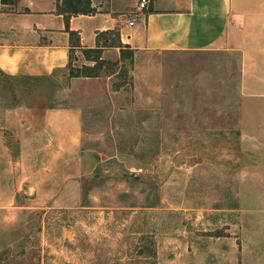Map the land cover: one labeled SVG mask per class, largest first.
I'll return each mask as SVG.
<instances>
[{
	"label": "rangeland",
	"instance_id": "rangeland-1",
	"mask_svg": "<svg viewBox=\"0 0 264 264\" xmlns=\"http://www.w3.org/2000/svg\"><path fill=\"white\" fill-rule=\"evenodd\" d=\"M100 44L98 63L0 72V264H259L264 98L240 54Z\"/></svg>",
	"mask_w": 264,
	"mask_h": 264
},
{
	"label": "crops",
	"instance_id": "crops-1",
	"mask_svg": "<svg viewBox=\"0 0 264 264\" xmlns=\"http://www.w3.org/2000/svg\"><path fill=\"white\" fill-rule=\"evenodd\" d=\"M60 1L21 0L25 10L17 11L15 2L0 0V69L6 74L40 76L65 69L71 31L81 44L76 52L97 47L103 33L115 31L136 60L144 51L238 52L244 93L264 98V0H149L142 9L140 0L125 8L121 0H108L106 9L90 0L93 11L83 13L60 10ZM113 48L120 54L119 44Z\"/></svg>",
	"mask_w": 264,
	"mask_h": 264
},
{
	"label": "trees",
	"instance_id": "trees-1",
	"mask_svg": "<svg viewBox=\"0 0 264 264\" xmlns=\"http://www.w3.org/2000/svg\"><path fill=\"white\" fill-rule=\"evenodd\" d=\"M8 0H2L3 3H6ZM93 11V8H90L89 11H81L82 13L83 12H91ZM80 11H74L72 13H79ZM113 31H107L105 33H103V35H106V34H109V33H112ZM115 32V31H114ZM71 34V48H70V62L68 64V67L70 68L72 65H73V59L75 58V53H76V47L77 46H80V40L78 37H76V40L74 41V37L75 35L77 34L76 32H73L71 31L70 32ZM73 38V40H72ZM100 43V42H99ZM119 46H120V61H124V57L126 56V51L125 50H130L129 52H127V55H133L134 54V50L129 46V45H124L123 43H119ZM83 50H88L90 52H92V50H94L96 54V59H95V62L98 63L99 60H101V53H102V47L100 44H98L97 48L95 49H83ZM0 72L5 75V76H8L9 78H13V77H17V76H13V75H8L6 74L2 69H0ZM51 74H47V75H40L41 77H46V76H49ZM73 75H80V74H73ZM87 76H98L97 74H94L93 72L89 73V74H86ZM21 77H24V78H29V77H39V76H32V75H22Z\"/></svg>",
	"mask_w": 264,
	"mask_h": 264
},
{
	"label": "built area",
	"instance_id": "built-area-1",
	"mask_svg": "<svg viewBox=\"0 0 264 264\" xmlns=\"http://www.w3.org/2000/svg\"><path fill=\"white\" fill-rule=\"evenodd\" d=\"M148 3H149V0H140L139 7H140L141 9H142V8H145V7H147ZM129 23H130L131 25H133L135 22H134V20H130Z\"/></svg>",
	"mask_w": 264,
	"mask_h": 264
}]
</instances>
